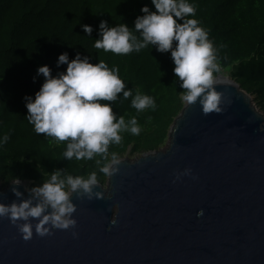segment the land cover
<instances>
[{
    "label": "water",
    "instance_id": "obj_1",
    "mask_svg": "<svg viewBox=\"0 0 264 264\" xmlns=\"http://www.w3.org/2000/svg\"><path fill=\"white\" fill-rule=\"evenodd\" d=\"M217 90L223 112L184 103L164 149L121 158L97 186L105 199L74 195V229L25 241L0 217V264H264V114L223 73ZM20 180L0 182V202L18 200L13 187L30 197Z\"/></svg>",
    "mask_w": 264,
    "mask_h": 264
},
{
    "label": "trees",
    "instance_id": "obj_2",
    "mask_svg": "<svg viewBox=\"0 0 264 264\" xmlns=\"http://www.w3.org/2000/svg\"><path fill=\"white\" fill-rule=\"evenodd\" d=\"M196 6L197 19L219 49L222 73L236 81L264 110V0H189ZM155 11L151 0H0V136L10 140L0 148V182L7 186L14 178L43 183L48 174L60 169L72 175L96 169L93 161L64 158L67 141L57 142L37 134L27 120L26 96L35 98L45 78L38 68L48 65L52 75L66 72L57 66L60 54L69 59L77 53L96 64L104 60L119 67L127 89L155 97L157 108L137 111L133 97L122 93L111 103L113 111L125 119L135 116L142 126L140 135L122 133V142L110 146L120 158L158 151L168 142L170 128L184 107L183 89L174 74L171 52L161 53L149 45L139 53L117 55L94 47L99 25L125 23L135 28L143 6ZM82 25L93 27L91 35ZM138 35V34H137ZM35 78V79H34ZM108 176L98 174L106 185Z\"/></svg>",
    "mask_w": 264,
    "mask_h": 264
},
{
    "label": "clouds",
    "instance_id": "obj_3",
    "mask_svg": "<svg viewBox=\"0 0 264 264\" xmlns=\"http://www.w3.org/2000/svg\"><path fill=\"white\" fill-rule=\"evenodd\" d=\"M151 4L156 10L143 6V15L136 18L134 29L125 23L110 26L107 21H101L100 38L95 39L94 47L117 55L139 53L149 45L161 53L170 51L174 74L183 89L182 102L190 106L199 103L205 115L223 112L224 105L231 101L217 90L222 73L219 49L209 38L208 30L197 19L189 18L196 16V6L189 0H151ZM82 27L89 35L93 32L90 25ZM64 64L66 72L56 76L48 65L38 68V75L45 80L35 98L25 97L26 118L37 134H46L57 142L67 141L64 158L94 160L96 169L87 176L57 169L42 184L29 188L27 199L17 187L12 188L18 200L11 204L0 202V217L10 219L25 241L33 238L34 231L45 237L52 235L53 229H74L77 205L73 196L90 201L105 199L104 191L96 190L100 185L98 174L112 177L119 172L121 164L119 154L110 152V146L122 142V133L138 136L142 132L135 116L126 120L113 111L111 103L101 101L114 102L122 93L124 100L133 97L131 106L137 111L157 108L155 97L138 89L133 96V90L127 89L120 77L118 66L110 68L104 60L93 64L80 53L70 60L67 52L60 54L57 61L58 67ZM9 140L7 133L0 136V148ZM183 176H192V169L177 173L176 180ZM12 183L19 185L21 180L14 178ZM204 214L201 209L197 216ZM33 220L37 222L33 224ZM77 235L73 232V236Z\"/></svg>",
    "mask_w": 264,
    "mask_h": 264
},
{
    "label": "rangeland",
    "instance_id": "obj_4",
    "mask_svg": "<svg viewBox=\"0 0 264 264\" xmlns=\"http://www.w3.org/2000/svg\"><path fill=\"white\" fill-rule=\"evenodd\" d=\"M224 75H227L226 73H224ZM261 110V109H260ZM261 112H262V114H264V110H261ZM163 149L165 148V147H162ZM140 156H136V157H134V158H132V157H129L131 160H135V159H137V158H139ZM3 186V185H2ZM4 188H6L5 186H3ZM31 187H34L33 186V183H30V184H28L27 185V189H29V188H31ZM105 187H107L106 185H105Z\"/></svg>",
    "mask_w": 264,
    "mask_h": 264
}]
</instances>
